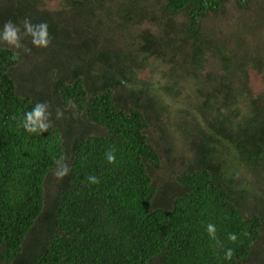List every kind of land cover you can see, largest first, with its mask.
Segmentation results:
<instances>
[{
	"label": "trees",
	"instance_id": "16d2710c",
	"mask_svg": "<svg viewBox=\"0 0 264 264\" xmlns=\"http://www.w3.org/2000/svg\"><path fill=\"white\" fill-rule=\"evenodd\" d=\"M48 1L0 0V30L11 20L23 33L28 19L47 22L53 38L47 48L0 41V264H264V201L247 203L254 184L244 177L257 185L264 171V89L248 85L250 71L264 85V6ZM141 23L137 47L115 43V30ZM148 58L164 68L159 95L137 78ZM163 98L177 104L173 117ZM38 101L49 102L52 126L29 134L21 121ZM168 118L191 153L174 189L151 181L160 156L150 130Z\"/></svg>",
	"mask_w": 264,
	"mask_h": 264
},
{
	"label": "rangeland",
	"instance_id": "374dc122",
	"mask_svg": "<svg viewBox=\"0 0 264 264\" xmlns=\"http://www.w3.org/2000/svg\"><path fill=\"white\" fill-rule=\"evenodd\" d=\"M58 1L59 0H49L48 2H46V7L57 10ZM256 1L258 2L257 5L259 4L261 6H264V0ZM231 10L232 8L230 7L229 11L231 12ZM254 14V12L251 13L252 17L247 19V24H249L251 20H254L253 18L257 19ZM231 15L236 14H234V11H232ZM226 17L227 15H218L216 19L218 21H222L223 23L228 21ZM211 26L214 29H217V26L215 24L211 23ZM259 27L260 25L258 26V28ZM143 28H146L145 23H141L138 27L136 26V24H133L132 26L125 28L126 30L123 32V34L119 33L118 30H115V36L117 38L115 39V43L118 44L121 48L126 45L133 46L135 44L136 46L135 35L138 34L140 32L139 30H142ZM260 29V32L263 35L264 27L261 26ZM262 56L264 59V49L262 52ZM162 69L164 68L160 66L157 61H154V59L152 58H148L147 66L142 72L137 74V78L141 79L144 83L152 87V89H154V92L159 95L158 88L162 85L163 82L161 79H159V72ZM248 85L251 88L253 94H257L264 89L261 76L256 75L252 71L248 72ZM185 93H187V90L183 92V94ZM162 102L165 111H169L171 117H173V113L177 109V104H174L173 102L165 98L162 99ZM173 121L174 120H170V118H168L166 122H163L164 125L161 126V132L156 129H151V133L149 134V137L155 144V149L158 155L160 156L159 169L151 172V181L153 183V186L157 188L160 186H168L169 188L174 189V187L177 186L176 177L178 173L185 168L191 158V153L189 149L185 146L183 139L171 126ZM259 174L260 175L256 177V179L258 180L257 185H255L256 183H254L252 179L249 178L250 175L245 174L244 172L245 179L250 184H254V186L251 188L252 193L248 194L247 197L248 204L252 201H254V203L259 200L264 201V171Z\"/></svg>",
	"mask_w": 264,
	"mask_h": 264
},
{
	"label": "clouds",
	"instance_id": "9594fccd",
	"mask_svg": "<svg viewBox=\"0 0 264 264\" xmlns=\"http://www.w3.org/2000/svg\"><path fill=\"white\" fill-rule=\"evenodd\" d=\"M23 33L21 27L13 23L11 20L3 24L2 30H0V41L6 43L8 46L14 49H24L25 46L22 43L24 37H31V43L37 48H47L51 44L52 37L49 33V26L47 22H40L33 24L30 20L25 19L22 21ZM31 51V49H25ZM12 60H18V52H14ZM52 112L49 102H36L30 111L24 113L23 120L21 121V127L29 134H42L48 131L52 126ZM63 112L57 110L56 118L61 119ZM105 157L110 164L116 163L115 149H110L105 153ZM56 164V176L63 179L70 172L69 165L65 162L63 157L55 159ZM88 181L92 184H99L100 181L96 176H88ZM207 232L211 239L216 240L215 226L211 223L207 225ZM229 241L235 243L237 241V234L229 233ZM219 243V241H217ZM233 249L229 248L225 251L224 259L231 260L233 257Z\"/></svg>",
	"mask_w": 264,
	"mask_h": 264
}]
</instances>
